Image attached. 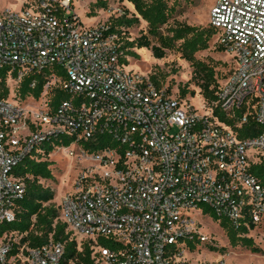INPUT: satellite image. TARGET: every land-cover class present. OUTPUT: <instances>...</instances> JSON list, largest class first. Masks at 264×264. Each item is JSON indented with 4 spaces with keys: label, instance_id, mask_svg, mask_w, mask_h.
Wrapping results in <instances>:
<instances>
[{
    "label": "built area",
    "instance_id": "2783aa9c",
    "mask_svg": "<svg viewBox=\"0 0 264 264\" xmlns=\"http://www.w3.org/2000/svg\"><path fill=\"white\" fill-rule=\"evenodd\" d=\"M73 4L24 0L0 10L8 85L33 72L46 71L47 79L39 98L11 90L0 97V223L14 220L11 205L25 193L13 168L65 135L74 140L54 149L71 157L78 150L83 165L61 199L60 218L80 250L89 242L92 264H227L193 256L197 241L213 243L203 231L205 206L236 227L247 218L264 225V185L251 169L264 165V0H213L209 24L235 65L210 105L180 98L131 69L119 35L108 23L85 24ZM56 86L70 97L52 105ZM217 109L237 127L253 118L260 133L239 137ZM101 133L118 147L82 146ZM15 235L0 239V264H61L63 243L33 247Z\"/></svg>",
    "mask_w": 264,
    "mask_h": 264
},
{
    "label": "trees",
    "instance_id": "16d2710c",
    "mask_svg": "<svg viewBox=\"0 0 264 264\" xmlns=\"http://www.w3.org/2000/svg\"><path fill=\"white\" fill-rule=\"evenodd\" d=\"M134 7V11L125 9L124 12L116 17H112L107 23L110 26L111 33H117L120 37V48L127 56L138 57L139 54L135 48H150L157 58H163L166 50H177L181 57L190 62L194 69V78L198 80L201 94L208 105L217 99V91L220 82L216 76L215 66L206 63L196 57L199 51L206 50L210 47V41L216 34V30L209 26L190 25L186 22L175 21L170 24L177 12V3L171 0H127ZM105 1L100 6H105ZM89 16H93L90 14ZM148 25V33L141 35L135 40L125 39L123 36L127 28L139 25L141 21ZM167 26L165 31L163 27ZM152 36L157 40L153 44ZM219 50H223L218 46ZM123 61L129 64V59ZM10 68L7 66L0 67V97L9 96L10 88L8 85ZM46 71L33 72L25 76L19 83L16 92L21 99L30 96L39 98L44 91L47 79ZM151 80L161 86L157 75H151ZM36 85L31 86L33 81ZM169 90V89H168ZM188 92L191 95L195 91H189L187 88L180 90V98H185ZM69 94L62 88L56 86L50 94V102L57 105L63 99L69 98ZM220 119L235 126V119L227 117L225 114L215 110ZM243 110L237 112V118H240ZM239 137L245 138L255 136L260 133V126L251 117L248 118L241 126H235ZM74 140V137L61 136L52 142L42 144L44 153L34 150L31 155L25 157L13 168V174L25 182V193L22 197L16 198L11 207L14 210L15 217L12 221H3L0 223V239L6 234L15 233L20 235L19 243L28 244L33 247H39L48 243L51 239L64 244L65 252L61 264H68L75 259L79 264H92V249L89 242L83 243L82 250L79 249V243L72 232L68 230V225L61 220V206L55 205V191L41 183V179L53 180L54 174L51 166L53 161L49 159V154L53 152L55 145L68 146ZM82 146L90 151L95 152L107 147H118V143L108 133H101L89 140H82ZM123 151V150H122ZM253 173L259 178L264 185V165H252ZM205 212L208 213L214 221H218L226 233L229 243L232 247L242 246L250 249L253 253L261 252L254 239L248 236L249 231L256 227V224L247 218L248 224H242L236 227L229 219L218 216L211 208L205 206ZM209 244L213 251L225 252L224 247H217L213 243ZM192 248H195V242H191Z\"/></svg>",
    "mask_w": 264,
    "mask_h": 264
},
{
    "label": "rangeland",
    "instance_id": "374dc122",
    "mask_svg": "<svg viewBox=\"0 0 264 264\" xmlns=\"http://www.w3.org/2000/svg\"><path fill=\"white\" fill-rule=\"evenodd\" d=\"M24 0H0V10L11 7L19 8ZM105 1V6H100V3ZM177 3V12L170 24L175 21L186 22L190 25L209 26L210 9L213 0H171ZM73 7L82 21L87 25H97L107 23L112 17L121 15L125 9L134 11V7L127 0H74ZM93 14V16H89ZM167 26L163 27L165 31ZM148 33V25L145 21H141L139 25L127 28L123 35L125 39L135 40L143 34ZM153 44L158 42L152 36ZM216 36H213L210 41V47L206 50L199 51L196 57L206 63H211L215 66L216 76L219 81H225L234 69L235 62L229 53L224 50H219L216 42ZM139 54L138 57L128 56L129 67L139 73L145 75H157L160 80L161 87H167L169 91L177 96H180V90L187 88L189 91L194 90L195 94L190 92L185 98L194 102L196 105H201L203 98L198 80L194 78V69L190 62L181 57V54L173 49L166 50V55L163 58L154 56L150 48H135ZM11 91H16L18 85L13 79H9ZM78 150L75 151V156L71 157L64 149L55 148L49 155V159L53 161L51 166L54 174L53 180L41 179V183L52 188L56 195L53 200L55 205L59 206L62 197L72 189V184L77 175L78 169L83 165L77 157ZM204 233L210 236L213 245L224 247L225 252L213 251L209 244L197 241L196 253L193 260H210L219 261L224 259L227 264H264V225H256L255 228L249 231L248 236L252 237L256 245L261 249L259 253H253L250 249L242 246L232 247L226 236L225 231L220 226L218 221L213 218L203 220ZM20 238V235H15Z\"/></svg>",
    "mask_w": 264,
    "mask_h": 264
}]
</instances>
